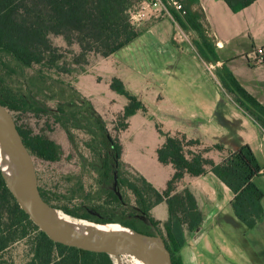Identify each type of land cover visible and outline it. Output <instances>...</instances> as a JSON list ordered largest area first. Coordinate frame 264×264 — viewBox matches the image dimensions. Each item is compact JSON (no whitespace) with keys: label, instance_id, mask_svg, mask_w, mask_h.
Returning <instances> with one entry per match:
<instances>
[{"label":"crops","instance_id":"obj_1","mask_svg":"<svg viewBox=\"0 0 264 264\" xmlns=\"http://www.w3.org/2000/svg\"><path fill=\"white\" fill-rule=\"evenodd\" d=\"M199 1L217 45V65L204 63L192 43L175 41L173 19L154 17L132 43L92 65L76 80L78 90L90 98L101 115L105 108L121 114L128 103L111 89L113 78L122 80L147 107L148 113L139 112L129 119V127L118 138L122 162L161 194L168 192L176 170L158 159L157 152L166 137L157 130V123L165 133L186 135L200 142L187 148L188 158L193 157L188 152L201 153L205 159L221 164L247 144L264 166L261 128L224 96L219 80L209 74L212 68L225 64L264 105V64H256V50L264 48V0L239 13L224 0ZM257 184L264 191V176L257 179ZM187 189L196 199L203 222L194 232L185 230L186 244L180 252L183 264H264V221L254 229L240 222L231 207L233 192L210 167L200 177L184 174L170 195ZM165 208L168 210L163 202L151 211L162 224L169 220Z\"/></svg>","mask_w":264,"mask_h":264},{"label":"trees","instance_id":"obj_2","mask_svg":"<svg viewBox=\"0 0 264 264\" xmlns=\"http://www.w3.org/2000/svg\"><path fill=\"white\" fill-rule=\"evenodd\" d=\"M138 1L140 0H0V51L26 68L42 66L68 74L79 66L84 73L90 55L107 58L128 46L141 34L143 29L137 28L130 20V10ZM224 1L234 13H239L257 0ZM180 2L183 11L171 9L174 20L183 31L193 34L191 42L202 61L208 65H217L220 62L217 45L200 1ZM51 36L64 37L69 46L78 45L80 52L74 55L71 64L63 62L64 54L53 44ZM68 65L73 67H70L72 70L66 68ZM215 75L236 104L264 128V105L239 83L225 64L215 70ZM110 87L128 102L119 117L116 131L120 133L129 127L131 117L139 112L146 114L148 109L135 94L126 89L122 80L113 78ZM0 100L10 111L17 108L9 104L1 93ZM90 109L95 121L102 125L101 132L109 148L108 155L121 166L124 163L119 138L110 136L101 115L93 105ZM156 128L166 137L165 144L157 152L158 159L163 164H172L176 170L174 178L168 184V192L161 194L139 174L144 185L142 188L127 179H121L119 183L133 192L143 209V215L150 216L155 224L161 222L152 216L151 211L166 202L169 220L163 224L167 237H162L172 254L173 264H183L179 255L186 244L185 230L194 232L203 222L190 190L170 195L176 181L184 174L200 177L210 167L211 172L233 192L231 207L238 220L249 229H254L264 221V191L257 184V179L264 176V166L250 145H242L237 151L230 153L223 163L215 164L205 159L201 153L188 152L193 157H187V148L199 145L198 140L188 139L182 134L173 136L165 133L158 123ZM18 129L34 158L49 162L61 160L64 152L55 141L46 136L33 135L19 127ZM215 148L224 150L220 146ZM119 177L121 178V174ZM65 213L77 217L72 212ZM5 215L9 218L6 219ZM81 219L92 221L93 224L115 223L112 219ZM123 226L143 231L136 228L134 223H124ZM30 229L39 231L40 234L30 264H114L113 258L108 255L71 249L52 242L21 208L0 171V254L26 238Z\"/></svg>","mask_w":264,"mask_h":264},{"label":"rangeland","instance_id":"obj_3","mask_svg":"<svg viewBox=\"0 0 264 264\" xmlns=\"http://www.w3.org/2000/svg\"><path fill=\"white\" fill-rule=\"evenodd\" d=\"M140 2L141 0L132 8ZM153 18L150 17L136 27L145 28L148 20ZM179 28L178 25L174 31L175 41L188 45L183 36L185 34L191 42L193 34L180 28L181 32ZM51 40L62 50L63 62L66 64H71L74 55L80 52L78 45L69 46L62 36H51ZM102 59L104 58L90 55L85 72ZM70 67L73 68L66 66L67 69ZM75 68L68 74L42 66L26 68L0 51V93L9 104L17 107L11 112L18 127L33 135L48 137L59 144L64 152L57 162L35 157L39 186L44 198L56 210L72 212L77 216L75 218L112 219L120 225L134 223L136 228L143 230L141 233L151 235L155 229L166 239L163 224H155L150 216L143 215L137 197L127 186L118 183L117 190L114 189L115 174L118 182L127 179L141 188L144 185L132 168L124 164L120 166L118 161L114 162L108 155L109 148L102 137V125L95 121L90 109L92 101L76 87V80L83 72L79 66ZM211 71L210 76L217 79L215 69L212 68ZM223 94L236 104L224 89ZM103 112L100 115L110 136L118 138L119 132L116 129L122 113L118 114L116 110L110 111L107 108ZM258 126L264 138V128L259 124ZM116 191L121 194L122 200ZM165 213L168 215L167 208ZM5 218L9 216L5 215ZM39 237V231L30 229L26 238L0 254V264H30ZM113 261L115 264V258Z\"/></svg>","mask_w":264,"mask_h":264},{"label":"water","instance_id":"obj_4","mask_svg":"<svg viewBox=\"0 0 264 264\" xmlns=\"http://www.w3.org/2000/svg\"><path fill=\"white\" fill-rule=\"evenodd\" d=\"M0 153L6 157V166L2 158L0 159V171L8 189L34 224L52 242L93 254H105L115 259L124 255H133L143 257L153 264H173L172 254L164 238L155 229L153 234L148 235L129 226L109 223L107 225H110V228L90 238L70 237L63 234L56 219V209L42 196L35 158L27 148L12 112L2 104L1 100ZM9 173L24 187L26 200L32 208L21 202L20 191L10 180ZM118 183V176L115 174V190ZM116 193L122 200L121 194L118 191ZM81 220L90 222L86 219ZM95 224L101 225V223ZM126 239H132L133 242L118 244Z\"/></svg>","mask_w":264,"mask_h":264},{"label":"bare ground","instance_id":"obj_5","mask_svg":"<svg viewBox=\"0 0 264 264\" xmlns=\"http://www.w3.org/2000/svg\"><path fill=\"white\" fill-rule=\"evenodd\" d=\"M1 158L6 166V157H4L0 153V159ZM9 176L12 183L20 191L19 197L21 202L27 207L32 208L31 204L28 203V201L26 200L24 187L12 176L11 173H9ZM56 219L58 221L62 233L70 237L90 238L110 228V225L107 224L97 225L87 221H83L79 218L71 217L70 215L60 210H56ZM132 242H133L132 239H126L119 242L118 244H130ZM115 264H153V263L147 259H144L143 257L124 255L119 259H115Z\"/></svg>","mask_w":264,"mask_h":264},{"label":"built area","instance_id":"obj_6","mask_svg":"<svg viewBox=\"0 0 264 264\" xmlns=\"http://www.w3.org/2000/svg\"><path fill=\"white\" fill-rule=\"evenodd\" d=\"M171 9L181 12L183 11L184 8L183 5L179 2V0H141L139 4H137L134 8L130 10V20L131 23L135 26L141 25V23H143L150 17H156V18L169 17L174 20L171 13ZM176 27H178L177 23H176ZM183 37L184 40L187 41L189 44L192 43L185 36V34ZM256 53H257L256 64L258 65L264 64V48H258L256 50Z\"/></svg>","mask_w":264,"mask_h":264}]
</instances>
